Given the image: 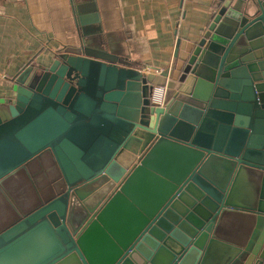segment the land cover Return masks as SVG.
I'll return each mask as SVG.
<instances>
[{
	"label": "water",
	"instance_id": "1",
	"mask_svg": "<svg viewBox=\"0 0 264 264\" xmlns=\"http://www.w3.org/2000/svg\"><path fill=\"white\" fill-rule=\"evenodd\" d=\"M80 3L0 97V264H264V0H214L165 69Z\"/></svg>",
	"mask_w": 264,
	"mask_h": 264
},
{
	"label": "crops",
	"instance_id": "2",
	"mask_svg": "<svg viewBox=\"0 0 264 264\" xmlns=\"http://www.w3.org/2000/svg\"><path fill=\"white\" fill-rule=\"evenodd\" d=\"M119 52L139 66L169 68L177 51L200 38L214 0H96ZM80 0H0V71L9 78L35 56L67 51L80 40ZM84 13L83 18H91ZM79 37V38H78ZM91 52L94 42L87 43ZM42 51V52H41ZM10 92V88L7 93Z\"/></svg>",
	"mask_w": 264,
	"mask_h": 264
},
{
	"label": "built area",
	"instance_id": "3",
	"mask_svg": "<svg viewBox=\"0 0 264 264\" xmlns=\"http://www.w3.org/2000/svg\"><path fill=\"white\" fill-rule=\"evenodd\" d=\"M8 76L0 71V97L7 93ZM166 89L164 87H157L152 95V99L155 103L163 104L165 98Z\"/></svg>",
	"mask_w": 264,
	"mask_h": 264
},
{
	"label": "flooded vegetation",
	"instance_id": "4",
	"mask_svg": "<svg viewBox=\"0 0 264 264\" xmlns=\"http://www.w3.org/2000/svg\"><path fill=\"white\" fill-rule=\"evenodd\" d=\"M8 78H9V77H8ZM9 83H10V82H9V80H8V83H7V84H8V85H7V87H8V90H9V88H10V85H9ZM9 94H10V92H9V93H6V94H5V95H3V96H7V95H9ZM1 97H2V96H1Z\"/></svg>",
	"mask_w": 264,
	"mask_h": 264
}]
</instances>
